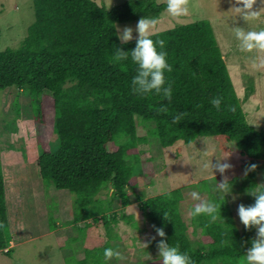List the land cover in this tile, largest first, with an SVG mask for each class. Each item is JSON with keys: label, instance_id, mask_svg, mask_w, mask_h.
<instances>
[{"label": "trees", "instance_id": "16d2710c", "mask_svg": "<svg viewBox=\"0 0 264 264\" xmlns=\"http://www.w3.org/2000/svg\"><path fill=\"white\" fill-rule=\"evenodd\" d=\"M32 6L34 20L20 46L0 51V91L14 87L28 95L39 128L37 143L42 148L33 160L37 174L45 185L70 193L72 224L104 228L105 238L97 249L89 239L84 240L83 229L76 228L80 241H85L84 259L78 264H106L104 250L117 238L109 227L119 220L113 202L117 200L125 208L132 204L130 195L152 232L153 226L163 227L166 242L179 246L192 264H245L255 228L239 229L225 197L207 193L208 201L221 205V219L212 222L202 214L190 217L187 225L180 211L182 189L148 198L135 192L140 145L177 146L178 154L182 146L207 137L222 152L235 150L242 158L243 180L238 190L245 206L254 203L250 194L259 187L264 130L247 122L209 22L196 20L151 35L153 41H165L163 51L172 66L171 72L164 73L165 86L172 85L169 101L154 91L134 94L131 81L138 66L130 55L127 60H114L118 50L130 53L136 46V39L122 43L115 25L142 17L158 20L167 3L126 0L107 10L93 0H32ZM157 51H161L159 46ZM215 96L222 97L219 110L210 103ZM14 105L18 107L16 102ZM161 107L167 112H161ZM179 113L187 115L174 123ZM138 126L146 129L145 135H138ZM53 135L57 148L51 152ZM130 159L133 163L127 162ZM4 163H0V252L8 255L11 235ZM248 164L258 168L245 176ZM55 222L48 213L50 231L57 228ZM76 236L69 241L77 242ZM160 239L146 249H136L139 261L134 264H162L157 249Z\"/></svg>", "mask_w": 264, "mask_h": 264}, {"label": "rangeland", "instance_id": "374dc122", "mask_svg": "<svg viewBox=\"0 0 264 264\" xmlns=\"http://www.w3.org/2000/svg\"><path fill=\"white\" fill-rule=\"evenodd\" d=\"M93 1L109 10L126 0ZM157 3H166V0H157ZM233 6L234 0H189L187 15L173 17L166 10L163 11L156 20L152 34L196 20L208 21L225 60L235 93L242 101L247 122L258 130H264V67L258 69L252 67L254 61L258 63L264 59V52L256 49L251 52L242 51L240 41L232 31L234 27L253 31L264 29V12L261 13L260 19L245 22L242 18L236 17V13L229 11ZM262 7L264 4L257 0L254 10ZM33 20L32 0H0V51L6 48H18ZM137 22L116 24L118 38L123 28L127 26L133 29L132 40L137 39L138 34L135 31ZM145 134L146 129L138 126V135ZM38 135L39 128L35 126L28 95L14 87L0 91V163L6 161L3 166L1 165L5 183L8 184L6 199L10 202L12 197H15L12 210L15 211L16 217L20 213L19 205L28 195L27 201L30 204L33 200V204L47 207L57 226L54 231H50L48 227L50 233H46L44 226H40L39 217L32 211L22 214L30 227L36 228V233L31 235L32 237L21 235L22 231H19L18 235H12L8 223L12 240L10 242L15 244L9 243L8 255L0 252V264H78L80 263L78 261L84 259L85 241H80V231L76 228L83 229L84 240L89 239L95 249L98 248L101 238H105L104 228L98 225L86 229L83 227L84 222L72 224L70 193L66 190L57 192L54 187L48 188L49 186L42 182L38 174H31L33 177L31 178L25 171V164L31 163L35 167L34 156L42 153V148L37 143ZM49 146L51 152L57 148L55 135L51 137ZM175 147L162 149L154 142L138 147L141 162L136 166L138 173L134 174L135 192L148 198L173 189H182L184 200L180 205V211L187 225L191 217L188 213L192 206L198 203L191 198V192L200 193L205 200L209 192L216 197H225L237 226L242 229L237 207L245 201L238 190L243 180L242 158L238 153L235 150L229 153L222 152L216 141L207 137H198L191 144L182 146L178 154ZM216 160L228 162L233 166L224 173L231 183L226 191L220 190L217 185L223 179L221 174L214 172L213 176L211 170L204 166L209 161L215 164ZM127 162L133 163L131 159ZM262 162L257 176L258 185L264 184V160ZM150 166L152 172L148 173ZM130 199L132 204L125 208L119 205V201L113 202L114 213L119 220L115 224L110 223L109 226L117 236L110 242L111 248L120 251L125 259L121 261L113 257L107 260L106 264H134L139 261L137 258L139 253L136 249L142 248L139 242L144 243L148 238L156 236L144 213L138 209L134 196L130 195ZM189 231H192L191 227ZM14 232L16 233V229ZM256 235L255 229V238ZM74 236L78 237L77 242L69 241ZM198 237L199 230L195 235L196 239ZM142 260H145V257Z\"/></svg>", "mask_w": 264, "mask_h": 264}, {"label": "clouds", "instance_id": "9594fccd", "mask_svg": "<svg viewBox=\"0 0 264 264\" xmlns=\"http://www.w3.org/2000/svg\"><path fill=\"white\" fill-rule=\"evenodd\" d=\"M264 4V0H260ZM166 11L173 17H180L188 14L189 0H166ZM257 0H234V6L229 11L236 13V17L242 18L245 22L258 20L261 18V13L264 12V7L254 10V5ZM157 21L155 18L142 17L138 20L135 31L138 34L136 39V46L130 53H125L118 50L114 58L116 62L127 60L129 55L133 63L138 66L137 74L133 77L132 92L138 95H146L153 91L157 95H162L166 100H171L172 85L169 83L165 86L164 73L171 72L172 66L167 62V53L163 51L165 47L164 40L153 41L150 37ZM119 31V29H118ZM232 31L235 37L240 41L242 51L251 52L254 49L264 52V29L259 31L246 30L242 27H234ZM133 29L131 27H124L119 39L122 43H127L132 40ZM157 46L161 51H157ZM253 68L264 67V59L258 63L253 62ZM211 105L219 110L222 103V97L215 96L210 101ZM234 110V109H233ZM161 112H167L166 107L160 108ZM187 113L177 114L173 122H178ZM225 161L227 158L224 159ZM205 168L211 170L212 175L214 172H219L223 177L220 183H217L220 190L226 191L229 186L225 172L232 169V165L228 162H221L216 160L213 164L211 161L207 162ZM258 168L257 164H248L244 168V175L247 176L250 172H255ZM258 189L253 191L250 195L254 197V203L248 206L240 204L237 207V215L240 223L244 226L245 230L255 228L257 235L251 241V247L248 249L244 256L245 264H264V184L258 185ZM194 201H198L195 206L189 211L188 215L196 217L199 215H207L211 218L212 222L221 219L220 209L221 205L205 200L201 197L200 193L193 191L190 193ZM170 198V196H169ZM164 219H167V214H164ZM3 227V225H0ZM156 236L160 237V242L157 244L158 255L161 258L162 264H192V260L187 253H182L179 246H171L165 240V231L163 227L156 228L153 226ZM156 236L148 238L146 242L140 245L146 249L149 244L156 239ZM224 243V242H222ZM105 260H111L115 257L123 261L125 257L118 250L107 248L104 250ZM148 259L151 257L148 255Z\"/></svg>", "mask_w": 264, "mask_h": 264}, {"label": "crops", "instance_id": "0c3cea01", "mask_svg": "<svg viewBox=\"0 0 264 264\" xmlns=\"http://www.w3.org/2000/svg\"><path fill=\"white\" fill-rule=\"evenodd\" d=\"M3 165L4 164H2V166ZM25 166H26L25 171L28 173V175L31 178H33L31 176V174H34V175L37 174V171L34 169L35 167H33V165H31V163L25 164ZM17 167H19V166L17 165ZM18 169H20V167ZM2 173H3V170H2ZM3 176H4V186H5V198H7L6 192H7L8 184L5 183L4 173H3ZM50 187H53V186H49L48 188H50ZM55 190L57 192L63 191V190L58 191L57 189H55ZM69 197H70V195H69ZM27 198H28V195L23 198L22 204L19 205L20 206V209H19L20 213L17 214L16 217H15V211L13 212V210H12V207L14 206V202L16 200L15 197H12L10 202L8 201V199H6L7 219H8V223H9L10 231H11L12 235H18L17 233H19V231H22L21 235H27V237H32L31 235H34L36 233V230H35L36 228L34 227L32 229L30 227V225L27 223L26 217L22 216V214H25L28 211H30V212L32 211V212L36 213L37 216L39 217V220H40V226L41 225L44 226L46 233H48V232L50 233V231L48 230V209H47V207L33 204L32 199H31L32 201L30 204V202L27 201ZM15 229H16V233L14 232ZM40 233L41 234L43 233V229ZM10 244H11V242H10ZM13 244H15V243H12L11 245H13Z\"/></svg>", "mask_w": 264, "mask_h": 264}]
</instances>
